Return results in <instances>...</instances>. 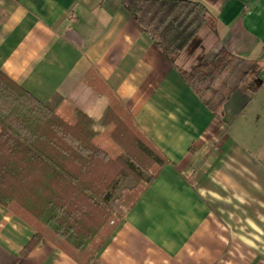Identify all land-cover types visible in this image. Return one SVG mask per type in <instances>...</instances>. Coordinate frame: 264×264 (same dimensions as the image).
Wrapping results in <instances>:
<instances>
[{
    "label": "crops",
    "instance_id": "crops-1",
    "mask_svg": "<svg viewBox=\"0 0 264 264\" xmlns=\"http://www.w3.org/2000/svg\"><path fill=\"white\" fill-rule=\"evenodd\" d=\"M195 1L219 15L221 46L262 71L264 0ZM91 68L170 162L91 264H264L262 73L256 90L231 96L219 120L122 0H0V71L124 157L107 100L86 87L75 92ZM34 235L0 206V264H78L49 241L22 257Z\"/></svg>",
    "mask_w": 264,
    "mask_h": 264
},
{
    "label": "trees",
    "instance_id": "trees-1",
    "mask_svg": "<svg viewBox=\"0 0 264 264\" xmlns=\"http://www.w3.org/2000/svg\"><path fill=\"white\" fill-rule=\"evenodd\" d=\"M122 4L217 119L240 87L256 90L259 62L221 46L219 15L204 2ZM81 87L107 100L106 120L128 145L124 157L112 156L0 71V206L35 230L22 257L49 241L78 264H91L170 164L95 69L75 92ZM125 180L135 187H122ZM117 191L121 195L115 198Z\"/></svg>",
    "mask_w": 264,
    "mask_h": 264
},
{
    "label": "rangeland",
    "instance_id": "rangeland-1",
    "mask_svg": "<svg viewBox=\"0 0 264 264\" xmlns=\"http://www.w3.org/2000/svg\"><path fill=\"white\" fill-rule=\"evenodd\" d=\"M214 51H216V49H214ZM213 54H215V52H213ZM260 73H262L261 74V78L260 79H262V81H264V68H263V70L260 72ZM126 182V183H125ZM122 183V182H121ZM128 186L130 187V188H134L135 187V184H134V182L132 181V180H125V181H123V183H122V187H127L128 188ZM121 191H117V193H116V195L118 196L119 194L121 195V193H120ZM116 196V197H117ZM115 197V198H116Z\"/></svg>",
    "mask_w": 264,
    "mask_h": 264
}]
</instances>
